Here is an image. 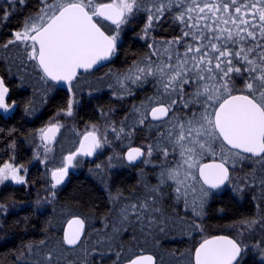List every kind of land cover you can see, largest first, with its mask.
<instances>
[{
	"label": "snow or ice",
	"instance_id": "6c2138e0",
	"mask_svg": "<svg viewBox=\"0 0 264 264\" xmlns=\"http://www.w3.org/2000/svg\"><path fill=\"white\" fill-rule=\"evenodd\" d=\"M127 36L143 50L126 49ZM17 80L31 97L13 98ZM62 91L42 126L0 127V187L37 183L17 160L23 135L44 165L27 207L53 212L42 238L13 244L0 264H264V0H0V118H38ZM85 98L101 101L94 119L54 163L62 121ZM86 164L103 207L57 216L70 170ZM225 200L251 208L232 213ZM24 207L0 198V220ZM210 219L229 223L212 231ZM0 233L7 247L2 222ZM164 238L188 246L146 254Z\"/></svg>",
	"mask_w": 264,
	"mask_h": 264
},
{
	"label": "trees",
	"instance_id": "16d2710c",
	"mask_svg": "<svg viewBox=\"0 0 264 264\" xmlns=\"http://www.w3.org/2000/svg\"><path fill=\"white\" fill-rule=\"evenodd\" d=\"M143 41L136 40L131 36L125 37L124 47L126 49H131L133 51L143 50ZM123 57L120 58V61L114 65L119 68L122 66ZM13 89V98L20 101L32 96V88L25 84L24 86H19V81H15L11 85ZM66 94V91H62L59 95L54 94L55 101H50L40 113L37 114L38 118L25 117L22 112V108L17 110L13 116L7 118H0V127H11L15 126L20 130L22 134H26L28 131L42 126L47 119L54 114L56 110V104L62 103L63 96ZM109 97L103 95L101 101L107 103ZM101 101H89L87 98L84 100V107L81 109L78 117L76 118L77 122L81 125L73 128L71 125H66L63 130L60 131L59 137L57 139V144L55 146V160L54 163H59L62 155H67L69 150H73L78 146L76 143L80 138V132L83 130L81 127L83 124L89 120L94 119L93 107L96 103ZM119 107V106H117ZM127 143V142H125ZM141 141H136L133 146H137ZM17 160L20 163L25 164L29 170V177L33 180H36L37 183L33 186L31 192L26 191L24 186L15 185L9 182L8 187H0V198H5L9 196H14L17 200L24 201L25 207L23 209H15L10 212L6 219L0 220L4 224L5 229L7 230L8 238L11 240V243L7 247L0 244V255L6 254L7 251L12 247L13 244H19L22 240L30 239H40L42 238L39 229L44 225L46 219L53 217L52 209L42 208L38 211H33V209L27 207V203L34 201L36 198V190L41 188L40 178L43 175V168L39 161L34 162L32 159V154L34 148L31 144L25 143L23 140V135L17 137ZM0 149H2V144H0ZM107 154H111L110 150H106ZM117 152L120 149H116ZM7 155L0 150V161L6 160ZM91 165L86 164L80 169H74L76 172L72 173L69 181L62 186V190L59 193V204L56 206V215L59 216L62 209L72 207L78 209L81 213H86L88 208L84 206L85 201H94L100 207H103L104 202V193L100 188L98 182L89 175L87 169ZM116 175L119 177L120 181L126 183H132L134 172H129L127 169H117L115 170ZM230 208V212H246L251 208V205H245L239 202L238 204L232 201L225 200ZM43 213V214H41ZM28 217V224L23 223L24 218ZM227 220H218L210 219L208 224L212 231H215L220 225L227 224ZM27 227V231H24V228ZM4 233H0V236H3ZM199 239V237H196ZM188 245L180 243L178 239L164 238L160 241L159 247H153L150 243L146 246V253H151L152 251L157 252L160 255H165L170 251H174L177 248L181 250Z\"/></svg>",
	"mask_w": 264,
	"mask_h": 264
},
{
	"label": "rangeland",
	"instance_id": "374dc122",
	"mask_svg": "<svg viewBox=\"0 0 264 264\" xmlns=\"http://www.w3.org/2000/svg\"><path fill=\"white\" fill-rule=\"evenodd\" d=\"M62 122L64 123L65 126H66V125H71L73 128H76V127H78V126L81 125L80 123L77 122L76 119L73 120V119H70V118H66V119L63 120ZM84 125H85V124H83V125L81 126V127L83 128V130L80 132V134L83 133V131H84ZM65 126H64V127H65ZM64 127H63V128H64ZM63 128H62L61 130H63ZM34 162H36V161L34 160Z\"/></svg>",
	"mask_w": 264,
	"mask_h": 264
},
{
	"label": "flooded vegetation",
	"instance_id": "af4514ba",
	"mask_svg": "<svg viewBox=\"0 0 264 264\" xmlns=\"http://www.w3.org/2000/svg\"><path fill=\"white\" fill-rule=\"evenodd\" d=\"M58 137H59V134H58ZM58 137H57V139H58ZM75 172H76V171L73 169L72 173H75ZM72 173H71V174H72ZM70 177H71V176H70ZM240 203H241V205H242V204H244V201H240Z\"/></svg>",
	"mask_w": 264,
	"mask_h": 264
},
{
	"label": "water",
	"instance_id": "95a60500",
	"mask_svg": "<svg viewBox=\"0 0 264 264\" xmlns=\"http://www.w3.org/2000/svg\"><path fill=\"white\" fill-rule=\"evenodd\" d=\"M57 137H58V135H57ZM72 171H73V169H72V170H70V175H71ZM66 182H67V181H66ZM146 254H147V253H146Z\"/></svg>",
	"mask_w": 264,
	"mask_h": 264
}]
</instances>
